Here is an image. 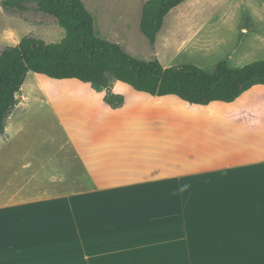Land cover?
<instances>
[{
    "label": "crops",
    "instance_id": "obj_1",
    "mask_svg": "<svg viewBox=\"0 0 264 264\" xmlns=\"http://www.w3.org/2000/svg\"><path fill=\"white\" fill-rule=\"evenodd\" d=\"M3 1L0 53L22 39ZM109 90L121 106L28 72L0 143V264H264V85L207 105Z\"/></svg>",
    "mask_w": 264,
    "mask_h": 264
},
{
    "label": "trees",
    "instance_id": "obj_2",
    "mask_svg": "<svg viewBox=\"0 0 264 264\" xmlns=\"http://www.w3.org/2000/svg\"><path fill=\"white\" fill-rule=\"evenodd\" d=\"M37 10L53 16L65 30L59 42L48 43L26 35L17 45L0 53V133L19 100L28 72L56 79L74 78L106 90L105 101L113 107L124 97L108 89L115 81L153 95L174 94L193 103L232 102L255 85H264V60L231 67L219 62L212 72L194 64L165 67L156 58L133 57L117 42L99 36L95 16L83 0H33ZM187 0H147L142 8L140 28L156 44L166 16ZM28 0H4L6 9L25 12Z\"/></svg>",
    "mask_w": 264,
    "mask_h": 264
},
{
    "label": "rangeland",
    "instance_id": "obj_3",
    "mask_svg": "<svg viewBox=\"0 0 264 264\" xmlns=\"http://www.w3.org/2000/svg\"><path fill=\"white\" fill-rule=\"evenodd\" d=\"M83 1L95 16L99 36L119 43L136 58H157L165 67L194 64L209 72L223 60L231 67L264 60V0H187L166 16L154 45L140 28L147 0ZM9 13L22 19L17 26L21 38L32 35L54 43L65 36L57 20L39 12L35 3L23 13L16 9ZM26 132L13 138L10 145ZM38 132L39 137L31 143L47 144V129ZM6 142L7 136L0 133V143Z\"/></svg>",
    "mask_w": 264,
    "mask_h": 264
},
{
    "label": "water",
    "instance_id": "obj_4",
    "mask_svg": "<svg viewBox=\"0 0 264 264\" xmlns=\"http://www.w3.org/2000/svg\"><path fill=\"white\" fill-rule=\"evenodd\" d=\"M110 88V86L108 87V89Z\"/></svg>",
    "mask_w": 264,
    "mask_h": 264
}]
</instances>
